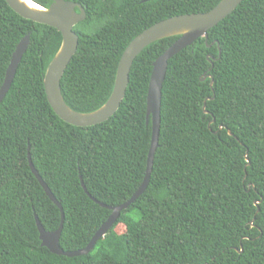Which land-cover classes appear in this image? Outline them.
<instances>
[{"label":"trees","instance_id":"obj_1","mask_svg":"<svg viewBox=\"0 0 264 264\" xmlns=\"http://www.w3.org/2000/svg\"><path fill=\"white\" fill-rule=\"evenodd\" d=\"M47 8L51 0H31ZM86 18L60 81L66 105L103 106L128 44L167 19L203 14L221 0H68ZM29 45L0 103V264H264V0H242L224 20L168 61L158 147L146 190L121 211L87 255L41 246L34 218L58 229L59 247L84 249L145 176L153 62L178 37L134 60L122 102L106 122L60 120L43 88L61 45L55 29L25 20L0 0V87L22 38ZM83 185V186H82ZM257 202V204H255Z\"/></svg>","mask_w":264,"mask_h":264},{"label":"water","instance_id":"obj_2","mask_svg":"<svg viewBox=\"0 0 264 264\" xmlns=\"http://www.w3.org/2000/svg\"><path fill=\"white\" fill-rule=\"evenodd\" d=\"M4 1L9 8L21 18L51 27L60 33L61 45L45 71L43 88L46 100L55 115L64 123L74 127H91L109 120L117 111L124 98L130 69L136 57L146 47L157 41L170 37H178V39L152 64V72L146 94V122H150L151 124V138L143 181L137 191L126 203L113 208L106 207L111 211L110 216L106 222L100 226L99 230H97L84 249L75 252H65L60 249L59 238L63 224V214L60 204L56 201L34 169L28 155L31 172L39 182L45 194L61 212L60 225L58 229L53 232H46L37 217L34 218L41 246L57 256L71 258L87 255L93 249L96 242L104 237L108 230L115 224L121 211L127 209L129 205L134 203L148 186L153 167L154 154L158 147L161 92L168 61L196 40L204 38L206 41L208 31L231 14L242 0H221L207 13L173 17L144 30L128 44L122 53L117 65L113 89L108 100L103 106H100L98 110L87 114L72 111L64 102L60 88L62 76L68 64L71 63L70 61L78 48V36L74 33L73 28L85 20L86 14L84 8L68 0H51L47 8L41 7L31 0L26 1L34 5L35 8H30L28 4H24L20 2V0ZM28 45L29 36L27 35L20 40L11 56L2 86L0 87V103L11 86L18 65L21 63L20 61ZM255 204H257V202H255Z\"/></svg>","mask_w":264,"mask_h":264},{"label":"bare ground","instance_id":"obj_3","mask_svg":"<svg viewBox=\"0 0 264 264\" xmlns=\"http://www.w3.org/2000/svg\"><path fill=\"white\" fill-rule=\"evenodd\" d=\"M20 2H22V3H24V4H28V6H29L30 8H35L34 5L29 4L28 1H26V0H20Z\"/></svg>","mask_w":264,"mask_h":264}]
</instances>
